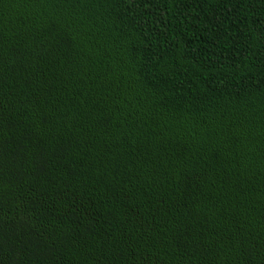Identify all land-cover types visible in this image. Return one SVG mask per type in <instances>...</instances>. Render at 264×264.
I'll return each mask as SVG.
<instances>
[{
	"label": "trees",
	"instance_id": "16d2710c",
	"mask_svg": "<svg viewBox=\"0 0 264 264\" xmlns=\"http://www.w3.org/2000/svg\"><path fill=\"white\" fill-rule=\"evenodd\" d=\"M0 264H264V0H0Z\"/></svg>",
	"mask_w": 264,
	"mask_h": 264
}]
</instances>
